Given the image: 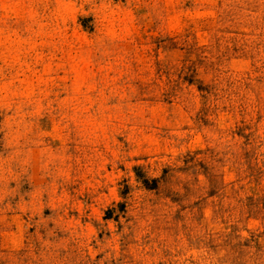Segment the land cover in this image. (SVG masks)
<instances>
[{
  "label": "rangeland",
  "instance_id": "obj_1",
  "mask_svg": "<svg viewBox=\"0 0 264 264\" xmlns=\"http://www.w3.org/2000/svg\"><path fill=\"white\" fill-rule=\"evenodd\" d=\"M0 264H264V0H0Z\"/></svg>",
  "mask_w": 264,
  "mask_h": 264
}]
</instances>
